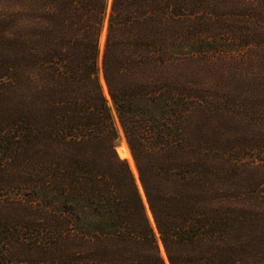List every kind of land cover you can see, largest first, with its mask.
<instances>
[{
	"label": "trees",
	"instance_id": "trees-1",
	"mask_svg": "<svg viewBox=\"0 0 264 264\" xmlns=\"http://www.w3.org/2000/svg\"><path fill=\"white\" fill-rule=\"evenodd\" d=\"M167 263L264 264V0H0V264Z\"/></svg>",
	"mask_w": 264,
	"mask_h": 264
},
{
	"label": "rangeland",
	"instance_id": "rangeland-1",
	"mask_svg": "<svg viewBox=\"0 0 264 264\" xmlns=\"http://www.w3.org/2000/svg\"><path fill=\"white\" fill-rule=\"evenodd\" d=\"M102 34H104V30H103V32H102ZM101 38H102V36H101ZM104 38V37H103ZM102 43H103V41L101 42L100 41V44H101V47H102ZM109 98V97H108ZM111 106V105H110ZM112 112H113V110H112ZM122 142H124V138H123V135H122V133H121V131H120V134H119V139H118V141H117V146H119V145H121V143ZM125 143V142H124ZM135 166V165H134ZM161 245V244H160ZM162 246V245H161ZM163 249V248H162ZM164 252V251H163ZM165 260H166V262H167V258H166V256H165ZM168 264V263H167Z\"/></svg>",
	"mask_w": 264,
	"mask_h": 264
},
{
	"label": "water",
	"instance_id": "water-1",
	"mask_svg": "<svg viewBox=\"0 0 264 264\" xmlns=\"http://www.w3.org/2000/svg\"><path fill=\"white\" fill-rule=\"evenodd\" d=\"M154 224V223H153Z\"/></svg>",
	"mask_w": 264,
	"mask_h": 264
}]
</instances>
